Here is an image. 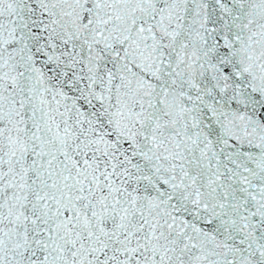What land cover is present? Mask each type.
<instances>
[{
    "label": "snow or ice",
    "instance_id": "6c2138e0",
    "mask_svg": "<svg viewBox=\"0 0 264 264\" xmlns=\"http://www.w3.org/2000/svg\"><path fill=\"white\" fill-rule=\"evenodd\" d=\"M0 264H264V0H0Z\"/></svg>",
    "mask_w": 264,
    "mask_h": 264
}]
</instances>
